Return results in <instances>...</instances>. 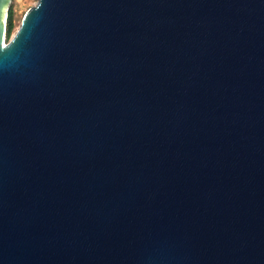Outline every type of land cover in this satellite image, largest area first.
Masks as SVG:
<instances>
[{"label": "water", "instance_id": "water-1", "mask_svg": "<svg viewBox=\"0 0 264 264\" xmlns=\"http://www.w3.org/2000/svg\"><path fill=\"white\" fill-rule=\"evenodd\" d=\"M0 0V264H264V0Z\"/></svg>", "mask_w": 264, "mask_h": 264}, {"label": "rangeland", "instance_id": "rangeland-1", "mask_svg": "<svg viewBox=\"0 0 264 264\" xmlns=\"http://www.w3.org/2000/svg\"><path fill=\"white\" fill-rule=\"evenodd\" d=\"M37 2L38 0H11L10 6H12L14 9L15 17V27L13 33H15L20 26L22 18L25 15L26 11L30 7L34 6Z\"/></svg>", "mask_w": 264, "mask_h": 264}, {"label": "trees", "instance_id": "trees-1", "mask_svg": "<svg viewBox=\"0 0 264 264\" xmlns=\"http://www.w3.org/2000/svg\"><path fill=\"white\" fill-rule=\"evenodd\" d=\"M14 27H15L14 9L12 6H9L8 15H7V38L8 39H10V37L12 36Z\"/></svg>", "mask_w": 264, "mask_h": 264}]
</instances>
